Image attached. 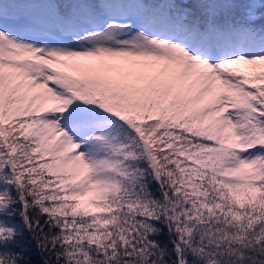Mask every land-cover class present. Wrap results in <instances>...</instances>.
Here are the masks:
<instances>
[{
	"label": "snow or ice",
	"instance_id": "snow-or-ice-1",
	"mask_svg": "<svg viewBox=\"0 0 264 264\" xmlns=\"http://www.w3.org/2000/svg\"><path fill=\"white\" fill-rule=\"evenodd\" d=\"M0 264H264V0H0Z\"/></svg>",
	"mask_w": 264,
	"mask_h": 264
}]
</instances>
